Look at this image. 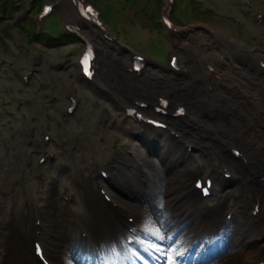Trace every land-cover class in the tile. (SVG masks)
I'll use <instances>...</instances> for the list:
<instances>
[{
	"label": "rangeland",
	"instance_id": "obj_1",
	"mask_svg": "<svg viewBox=\"0 0 264 264\" xmlns=\"http://www.w3.org/2000/svg\"><path fill=\"white\" fill-rule=\"evenodd\" d=\"M210 1L212 2H209V4L215 10L216 15L209 17V21L206 20L207 31L220 30L225 32L226 24H230L229 17L238 15L244 20V23L239 26V30H241L242 37L248 45H255L254 39H264V24L257 26L252 24L241 0ZM105 20L111 31L130 53L142 54L158 62L164 59V55L168 51L167 42L165 31L159 25V18L155 17V0H124L122 4H117L115 15L106 12ZM26 23L29 24V20ZM44 27L49 31H54L60 27V24L55 18L51 17L45 21ZM28 28L30 31L29 35L34 36L37 28L30 25H28ZM40 41L48 42L44 35L40 36ZM53 42L56 43V40L54 39ZM182 43L187 44L191 52V54L188 52L183 54L184 62L188 63L187 73L176 76L170 85H173L177 80H187L191 85H198L195 84L194 80L195 76L198 75L197 62L202 58L217 62L222 67L227 63L225 53L227 50L218 48L217 44L213 42L210 33L194 31L187 38L184 37ZM2 44V41H0V46ZM39 44V42H30L29 44L26 41L20 42L14 34L12 41L6 39L5 46L0 48V64L2 65L0 73V211L2 209L5 210V214L0 216V223L2 221L7 226L8 222L6 220L11 217V213L16 211V213L20 214L27 203H30V213H28L27 209L24 212L28 217H31L35 214L36 207L38 205L45 207V200L52 195L57 200L58 208L64 206L62 195L67 192L68 188V193L75 195L74 202L68 208L69 211L65 216L68 229L69 227L72 229L70 219L74 217L81 221V216L86 213V194H92L95 199L97 198L96 189L91 180V171L107 167L110 164L114 154V150L111 149L113 139L121 137L123 141L132 142L133 145L128 150H131L134 155L137 154L136 161L134 160L132 166L121 172L111 186L112 194L123 203L126 202L125 196L121 195L117 189L115 190V187L129 192V188L127 186L124 187L122 184H127L128 181L129 184L133 183L135 185L134 189H137L139 178L135 167L140 166L143 168V160L151 159L149 152L154 150V148H152V141H149V139L132 141L129 131L127 134L125 133V127L131 128V125H119L122 120V104L127 103V97L125 93L122 95L119 90H116V87L112 88L110 86L105 73L100 75L96 84L84 85L74 71L73 80L77 82L76 84L79 87L81 104L72 118H63V112L69 103V100H67V85L72 80L70 79L71 69L75 66L76 52L79 50V46L76 43H72L64 46L59 45L56 48L47 46L46 48L43 47L44 49L42 50L41 47H38ZM35 50L42 52L44 63L37 68V74L33 78L31 85L26 87L20 82V79L28 69H36L32 65V56ZM68 51L74 52L70 67L57 71L56 64L62 61L63 55ZM128 51L124 50V52L118 54L114 46L113 57L119 59L117 65H122L123 73L130 63V53ZM235 59L240 64L247 61L243 55H236ZM162 77H164L162 81L155 79V82H159L160 86L164 88V85H169L168 82L169 80L171 81V78L169 79L163 75ZM143 80L144 78L133 80L132 82L144 84ZM232 81L237 84L240 82L235 75ZM199 87L204 90L201 85ZM246 88H251L253 99L257 101L258 105L264 100L257 89L245 84L244 89ZM107 89H110V94L106 92ZM53 95L58 97V101L55 105H49L47 101ZM133 95L139 96L135 93ZM237 95L242 97L241 94L237 93ZM232 96H235V93ZM176 97L179 99L177 101L184 102L187 105L190 104L188 100L183 99V96H178L177 93ZM202 100L207 106V98L202 96ZM244 101L248 103L246 100ZM19 102H22L21 106H18ZM223 109L228 111L226 103ZM47 113L52 116L48 118ZM106 118H109L110 122L117 119L114 124V130H110L107 127L103 129L97 125L98 121ZM58 119L62 122L60 127H56ZM250 123H248V132L256 133L254 131L257 128L252 129ZM237 125L238 122L236 123ZM209 126L212 128L215 125L209 124ZM31 129H34V133L30 132ZM45 131L52 134L53 140L51 144L56 151L57 157L42 170L43 177L40 178L38 176L40 169L36 165L38 159L36 151L39 143L41 144V135ZM209 136L211 139L213 138L212 134ZM30 139H32V145H29L28 140ZM211 139L209 138L205 141V143H210V145L204 144V146L213 145V149L209 151V154L213 153L214 148L218 146V143ZM190 142L188 141L187 143ZM160 149L158 148L157 151L160 152ZM182 150L185 153V148ZM206 157H203L199 152L194 154V159L199 163H202ZM154 161L157 162L158 166L161 165L157 158ZM256 162L261 163V157ZM204 164H206L205 170H207L210 162H204ZM214 164L217 166L222 165L217 160H214ZM144 170L146 171L144 179L149 186L147 189L148 196L152 198L158 185L166 186V178H163L165 175L160 172L161 174L157 173L154 179L150 165H147ZM192 170L191 177L197 170L204 169L192 168ZM139 175L142 176L141 174ZM52 178L54 182L51 181ZM153 179L154 181L156 180L155 185L157 186L151 182ZM14 180H18L20 183L16 191L11 194V183ZM134 180H136L135 183ZM236 185H233L230 192L237 191ZM13 193L14 198L12 197ZM220 195L219 198L225 194ZM216 199L217 197L209 201L200 200L201 206L212 205ZM150 202L152 208H154L155 203L152 200ZM132 205L133 203L129 206ZM234 205L235 203L231 201L230 207ZM242 209L243 205L232 208L235 213L233 229H231L234 232L233 237H236L238 223L242 222L243 219V214L239 213V211H243ZM46 218L50 221L49 224H46V229L49 228L54 232L50 214L47 213ZM225 229L223 231L227 237L230 236V231H225ZM0 233H2L0 241H3L7 233L1 226ZM68 234L69 237L66 238L65 245L67 242H71L78 246L79 238L76 230L72 229V232H68ZM223 235L224 233L220 234L218 238L221 239ZM103 241L105 243V239ZM81 245L86 252H89L88 246L87 250L84 243ZM171 262L173 261L170 260Z\"/></svg>",
	"mask_w": 264,
	"mask_h": 264
},
{
	"label": "bare ground",
	"instance_id": "obj_2",
	"mask_svg": "<svg viewBox=\"0 0 264 264\" xmlns=\"http://www.w3.org/2000/svg\"><path fill=\"white\" fill-rule=\"evenodd\" d=\"M66 17H70L69 11L65 12ZM107 53L105 47H103V53ZM121 65H117L112 68L109 77L110 82L117 83L116 90L123 95L124 93L129 96L132 93L140 92L145 93V88L141 84H132L121 69ZM233 71L244 75V69L235 65ZM247 70H250V66L247 65ZM258 84H264V77H258L255 75ZM204 81L206 77L204 75ZM173 87L177 90L178 96H183V99L189 101L192 109H197L203 115L202 118L195 113L194 120L185 122L177 127L184 131L185 138L182 141L171 142L170 140H163L161 142V151L153 153L150 156H155L160 162V166L154 160H143V168L137 169V175L139 178L137 189L133 183H122L123 186L129 188V192L120 190L118 192L125 196L126 202L134 206V211L138 221L141 222L144 218V213L152 211L153 220L149 224L156 230L161 232L159 222L163 226L164 232L170 229L169 235L166 237L165 243L167 244L173 237H175L181 231V238L176 241V246L172 249L175 255L185 253H195V256L189 258V261H205V255H208L207 251L212 247H220L218 260L214 264H258L264 261V222L258 225L251 218L250 209L252 205H249V209L245 206L249 204L250 198H255L256 193L260 191L261 182L257 171H249L245 167L237 162L232 153L228 150V144L231 145L233 141L243 142L244 137L249 154L257 160L261 157L264 162V126L256 117V109L258 106L255 100L251 104L246 103L241 96H232L231 101L226 103L227 110H224L222 104H218L217 108L206 106L202 100L203 97L212 98L213 93L205 92L201 90L199 86H194L188 83L187 80L175 81ZM243 91L238 90V94H242ZM246 96L250 99L249 95ZM222 97V95H221ZM223 98V97H222ZM182 99V100H183ZM234 108V111H232ZM253 119L259 128L255 130L256 133L248 132V123H253ZM198 120V122H196ZM238 125L236 126V123ZM260 122V124H259ZM209 124H214V127H210ZM193 129L198 135H210L217 139L218 146L213 150V153L204 158L202 163H199L194 157H191L188 153H184L182 150L183 145L186 142H195L191 134ZM242 136V137H241ZM193 144V143H188ZM210 144V143H205ZM191 157V158H190ZM217 160L220 164L225 166H231L237 173V191L226 193L224 196L218 198L213 205L201 206V202L197 194L191 192L192 168L205 169L204 162L214 163ZM235 160V162L233 161ZM237 163V166H236ZM150 165L152 168L151 174L155 179L157 173L162 172L166 178V186L155 185V181L151 180L156 187L155 195L148 196V183L144 179L146 171L144 168ZM252 165V164H251ZM253 170L263 171L264 164L255 162L251 167ZM141 174L142 176H140ZM161 174V173H160ZM144 176V177H143ZM130 181V180H129ZM136 180H134L135 183ZM259 187V188H258ZM123 189V187L121 186ZM258 188V189H257ZM257 189V190H256ZM86 213L81 216V225L84 227L81 232H88L89 236L94 240V246L97 247L98 254L102 253V260L96 259L94 262L90 260L89 254L86 259L80 256L81 249L79 247H72L71 242H67L66 238L69 237V229L66 225V214L68 209L60 206L58 208L55 200L52 196L46 202L50 213L51 224L54 227V232H50L49 244L54 248L51 251V255L56 264H103L106 262V251H104V239L109 238L113 240L117 247H121L119 250L125 252L123 248L122 235L126 233L123 228L120 218L111 213L104 204L95 199L92 194H86ZM155 203V207L152 208L151 201ZM235 203V207L239 205L244 206V210L240 211L243 214L242 222H239L238 232L236 237L230 240L221 239L220 241H214L215 235L222 229V220L226 219L227 215L231 212L233 207H230V202ZM135 203V204H134ZM29 206V204H27ZM263 205V202H262ZM28 206L26 208H28ZM229 209V210H228ZM228 210V211H227ZM226 212V213H225ZM5 214V210L0 211V216ZM7 214V211H6ZM21 219L28 222L29 218H19L17 213H12L11 218L8 219L9 227L3 228V222L0 226L7 232L5 238V253L2 261H7V264H38L31 256L29 246L26 245V239H21L15 236L18 224L21 225ZM189 221V222H188ZM50 222V221H49ZM21 237V235H19ZM26 237L30 236L25 234ZM199 236L202 237L198 246L194 249L191 244H194ZM57 237V239H56ZM188 246L187 244L189 243ZM220 242V245H218ZM65 245V247H64ZM178 248V250H177ZM95 258L97 255L93 252Z\"/></svg>",
	"mask_w": 264,
	"mask_h": 264
},
{
	"label": "trees",
	"instance_id": "obj_3",
	"mask_svg": "<svg viewBox=\"0 0 264 264\" xmlns=\"http://www.w3.org/2000/svg\"><path fill=\"white\" fill-rule=\"evenodd\" d=\"M32 1L37 2L38 0H32ZM13 4H15V0H0V12L7 14L9 11H13ZM162 6H163L162 0H155V17L156 18H159V11L161 10ZM204 14L205 13L203 12L200 13L195 7L191 10V17L195 21L201 20ZM29 25L34 27V21L32 19Z\"/></svg>",
	"mask_w": 264,
	"mask_h": 264
}]
</instances>
